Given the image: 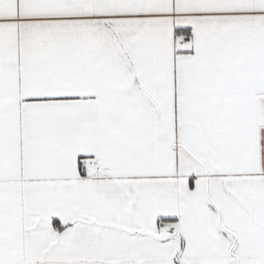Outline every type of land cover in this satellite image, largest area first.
<instances>
[{
	"label": "snow or ice",
	"instance_id": "6c2138e0",
	"mask_svg": "<svg viewBox=\"0 0 264 264\" xmlns=\"http://www.w3.org/2000/svg\"><path fill=\"white\" fill-rule=\"evenodd\" d=\"M0 264H264V0H0Z\"/></svg>",
	"mask_w": 264,
	"mask_h": 264
}]
</instances>
